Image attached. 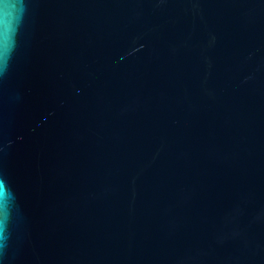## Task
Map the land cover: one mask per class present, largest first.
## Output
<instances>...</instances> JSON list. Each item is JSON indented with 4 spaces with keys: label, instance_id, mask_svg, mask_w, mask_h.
<instances>
[{
    "label": "water",
    "instance_id": "obj_1",
    "mask_svg": "<svg viewBox=\"0 0 264 264\" xmlns=\"http://www.w3.org/2000/svg\"><path fill=\"white\" fill-rule=\"evenodd\" d=\"M0 264H264V0H0Z\"/></svg>",
    "mask_w": 264,
    "mask_h": 264
}]
</instances>
